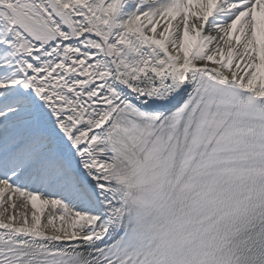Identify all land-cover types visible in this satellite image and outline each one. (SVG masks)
Returning <instances> with one entry per match:
<instances>
[{"label": "snow or ice", "instance_id": "snow-or-ice-1", "mask_svg": "<svg viewBox=\"0 0 264 264\" xmlns=\"http://www.w3.org/2000/svg\"><path fill=\"white\" fill-rule=\"evenodd\" d=\"M0 264H264V0H0Z\"/></svg>", "mask_w": 264, "mask_h": 264}]
</instances>
